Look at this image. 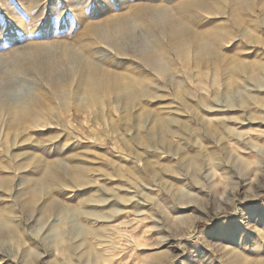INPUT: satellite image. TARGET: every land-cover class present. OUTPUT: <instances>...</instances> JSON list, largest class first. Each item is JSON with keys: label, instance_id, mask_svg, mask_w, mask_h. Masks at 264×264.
I'll return each instance as SVG.
<instances>
[{"label": "rangeland", "instance_id": "1", "mask_svg": "<svg viewBox=\"0 0 264 264\" xmlns=\"http://www.w3.org/2000/svg\"><path fill=\"white\" fill-rule=\"evenodd\" d=\"M184 1L0 0V102L24 105L23 122L0 112V264H264V48L244 39L255 24L234 27L227 8L194 27L226 25L217 56H241L247 74L226 79L189 50L187 64L165 59L166 76L144 72L149 92L131 106L83 88L88 57L113 70L156 39L134 18L101 40L87 23L156 2L161 26Z\"/></svg>", "mask_w": 264, "mask_h": 264}, {"label": "bare ground", "instance_id": "2", "mask_svg": "<svg viewBox=\"0 0 264 264\" xmlns=\"http://www.w3.org/2000/svg\"><path fill=\"white\" fill-rule=\"evenodd\" d=\"M155 3L138 5L131 13L128 12L127 8L126 10L128 13L111 16L99 23L89 22L86 24L85 31L91 35L90 38L95 37V39L101 40L107 34L124 32L134 18L136 25L147 26L148 31L156 37L154 48L151 47L152 49H150L144 46L143 48L145 50L141 48L142 52L140 51L141 54L139 56L137 55L138 57L136 58L129 57L127 59L125 54H121L122 56L120 58L127 59V62L120 64L121 66H118V68H116L117 66L115 65L116 67H114L113 70L111 69L108 71L106 68H103V66L101 67L97 64L98 62L96 63L93 61L91 57H88L84 63L83 70L80 68V73H82V71L84 72L83 88L86 90L89 98L97 100L99 94L105 91H112L113 93L123 92L128 94V104L131 106L139 100L140 96L149 92L144 85V72L154 70L166 76L168 74L165 59L168 57L170 61H173L172 59L175 57L177 60H181L184 64H187L188 59L186 57L189 50L195 53L196 57L199 59V64L211 61L217 71L224 70L226 79H231L236 75L247 74V72L251 70V66L247 65L241 56L237 54L232 57L220 54L217 56V45H224L228 39H232V34L227 30L226 25L218 26L214 29L204 28L197 31L194 27L196 25V19L200 15L223 14L225 9L230 8V15L232 18L231 24H233L234 27L239 29L243 24L250 23L255 24L259 32L261 31V34L259 33L257 37H251V35L246 36L244 34L245 41L247 43L248 41L253 42L255 45L264 48V4L262 0H221V2L215 0H186L177 7L180 14L179 18L171 16L168 9H166L167 11L164 9V15L161 12L162 16H164L161 26H159L158 21L155 20L159 9L155 7ZM104 16L105 15L102 17ZM39 46L40 44L37 43L33 47V56L36 62L33 70L35 72L39 70V50H41ZM52 53L54 52L52 51ZM16 54H18V52ZM24 55H27V52ZM171 57L173 58L171 59ZM25 58L26 57L23 55L22 57L19 55V59L15 64L16 66L11 71L9 70L7 77L23 68ZM104 61L105 60H103V62ZM107 62H110L109 59ZM27 64L26 62L25 65L27 66ZM132 69H134L133 72H130ZM97 76L100 77V79H97ZM3 77L4 76L0 74V79H3ZM171 77L174 78V75ZM127 82L133 85V89L128 87L129 83ZM22 106L24 107L22 103L14 106L12 104L0 102V112L9 115L16 114L17 121L23 122V116L21 114L23 109Z\"/></svg>", "mask_w": 264, "mask_h": 264}]
</instances>
